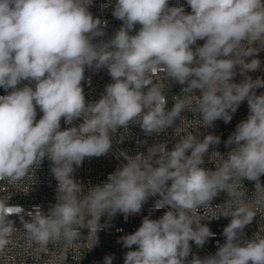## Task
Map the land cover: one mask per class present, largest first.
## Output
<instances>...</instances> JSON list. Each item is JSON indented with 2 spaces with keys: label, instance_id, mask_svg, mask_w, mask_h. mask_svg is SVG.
I'll return each instance as SVG.
<instances>
[{
  "label": "clouds",
  "instance_id": "9594fccd",
  "mask_svg": "<svg viewBox=\"0 0 264 264\" xmlns=\"http://www.w3.org/2000/svg\"><path fill=\"white\" fill-rule=\"evenodd\" d=\"M186 2L190 13L170 7L169 0H116L112 16L122 26L110 39L98 40L106 35L107 21L93 17V0H0V88L8 93L0 96V181L15 183L45 157L51 161L57 203L46 215L29 213L30 221L20 216L27 238L41 251L49 244L78 245L84 228L92 247L104 227L101 217L137 214L158 194L154 209L171 210L158 219L145 216L138 230L120 237L124 248L136 246L125 253L124 264H264V238H243L256 216L247 202L264 205V93H256L264 79L247 75L261 68L255 57L264 50V0ZM137 24L139 30L130 34ZM237 66L244 77L239 83L233 79ZM86 67L107 68L113 81L97 102L85 101ZM157 73L184 86L185 98L177 97L170 110L163 85L154 82ZM23 81L28 83L18 87ZM244 101L247 118L225 141L235 147L226 156L215 152L221 156L215 170L201 165L220 137L201 140L199 133H188L171 150L162 142L146 155L122 152L127 162L86 194L73 178L74 165L106 155L112 136L130 123L148 136L159 135L185 119L181 113L187 110L209 128L219 119L229 123ZM37 106L43 113L38 121ZM81 117L78 127L61 130V118L72 125ZM244 179L255 182L251 199ZM221 192L228 199L213 207ZM21 211L0 203V252L16 230L9 215ZM220 216L231 217L223 229L225 242L214 255L187 261L190 241L203 247L215 235L201 221ZM113 259L106 255L103 264Z\"/></svg>",
  "mask_w": 264,
  "mask_h": 264
},
{
  "label": "built area",
  "instance_id": "2783aa9c",
  "mask_svg": "<svg viewBox=\"0 0 264 264\" xmlns=\"http://www.w3.org/2000/svg\"><path fill=\"white\" fill-rule=\"evenodd\" d=\"M116 0H93L89 11L94 18H100L101 21H107L104 28L106 35L98 38V40L110 39L115 32L122 26V21L114 18L112 12L115 7ZM107 5V7H105ZM169 6H183L186 13L191 12L190 6L187 5L186 0H169ZM141 26L137 24L130 34L135 35ZM94 41L95 42H98ZM197 45L202 46V40L197 41ZM254 44L253 47H257ZM195 48V45L193 46ZM255 58L261 61V68L248 72L253 80L260 78L264 79V50H261ZM249 61L251 58H248ZM85 80L82 81L86 103H93L99 101L104 93L106 85L112 83V79L108 74L107 68H102L95 71L90 68H85ZM154 82L162 84L164 87L163 95L166 97V92L173 91L171 101H167V109L170 110L176 98H185L186 94L181 90L184 87L179 83L167 80L163 73H157L154 77ZM234 82H242L244 77L239 74V66H237V75L233 78ZM28 81H23L18 87H23ZM34 87V84L32 85ZM9 92L11 89L8 90ZM257 95L264 93V88L256 89ZM8 94L3 88H0V96ZM199 90H194V95L199 96ZM193 103L195 98L193 97ZM249 113L247 101L240 104L237 111L232 114V119L229 123H225L222 119L216 120L209 128H205L199 121L200 116L185 110L181 113L185 119H177L172 127H169L159 135L148 136L145 134L139 124H129L127 131L120 128L112 136L113 144L106 155L100 157L85 158L79 167L74 165L73 178L76 182L81 183L85 187V194L87 188L96 185H102L107 182L110 173L115 172L119 167L127 161L121 155L125 153L128 156H136L137 154H147V149L154 144L167 142V148L171 150L174 144L186 136L188 133L194 135L199 133V139H203L205 135L213 134L220 137L219 145H212L209 148V153L205 156V163L201 165L206 169L215 170L221 162V156L226 154L234 148V145L225 146V141L235 130L238 123L245 120ZM43 115L37 106L38 121ZM83 122V118H77L72 125H66L63 118H61V130L68 127L79 126ZM215 152H219L220 155ZM190 155V152L187 153ZM34 165L29 170L22 180L15 183H10L7 179L0 181V203L6 204L7 207H19L22 211L19 214H10L9 219L14 221L16 227L12 243L7 246L3 252H0V264H103L106 255H113V264H124V255L129 250H136V246L131 249L124 248L122 243L118 242L120 237L132 234L141 226L142 220L145 216L151 219L160 218L166 211L171 210L169 207L156 210L154 209L155 200L160 199L157 194L154 197H149L143 204L142 209L137 214H130L127 217L124 214L117 213L114 217L107 215L101 217L100 224L102 227L98 231V243L92 245L94 240L89 239L88 229H82V237L78 245L66 246L63 243L49 244L46 251H41L39 247L27 238V234L23 229L20 216L24 220L30 221L31 214H35L37 210L43 212L45 215L50 210V207L57 203V180L50 171L51 161L46 157L39 167ZM261 183L264 184V175L260 177ZM246 196L248 199L252 198L255 192V182L244 179L242 181ZM170 184V182H169ZM228 199L226 192H221L213 199L211 205H222ZM247 207L256 213L252 222L248 224L243 232L245 240L253 238H264V205H257L252 201L247 202ZM199 214L203 215V209L199 210ZM231 217L220 216L219 219L202 220L201 224H206L210 231L215 235L210 237L203 247H197L194 242L190 241L191 253L186 258L191 261L193 256L203 259L206 256L214 255L218 250L217 244H223L225 237L223 236V229L230 223ZM66 256L65 261L63 257Z\"/></svg>",
  "mask_w": 264,
  "mask_h": 264
},
{
  "label": "rangeland",
  "instance_id": "374dc122",
  "mask_svg": "<svg viewBox=\"0 0 264 264\" xmlns=\"http://www.w3.org/2000/svg\"><path fill=\"white\" fill-rule=\"evenodd\" d=\"M204 41H202V45H203ZM175 93L173 91H168L166 92V97L168 99V103L171 101V97H172V94Z\"/></svg>",
  "mask_w": 264,
  "mask_h": 264
}]
</instances>
